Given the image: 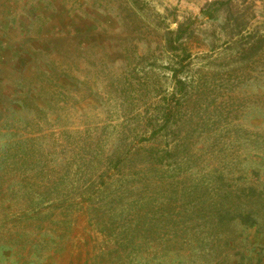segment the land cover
<instances>
[{"label":"rangeland","instance_id":"obj_1","mask_svg":"<svg viewBox=\"0 0 264 264\" xmlns=\"http://www.w3.org/2000/svg\"><path fill=\"white\" fill-rule=\"evenodd\" d=\"M210 1L65 0L83 31L60 45L73 59L58 81L0 84V264L264 260V48L242 59L202 16ZM235 3L249 8L244 35L264 34V0ZM185 20L183 94L162 40ZM153 130L161 165L106 172L110 151Z\"/></svg>","mask_w":264,"mask_h":264},{"label":"crops","instance_id":"obj_2","mask_svg":"<svg viewBox=\"0 0 264 264\" xmlns=\"http://www.w3.org/2000/svg\"><path fill=\"white\" fill-rule=\"evenodd\" d=\"M70 8L65 0H0V84L58 81L67 62L57 40L76 36L80 28Z\"/></svg>","mask_w":264,"mask_h":264},{"label":"trees","instance_id":"obj_3","mask_svg":"<svg viewBox=\"0 0 264 264\" xmlns=\"http://www.w3.org/2000/svg\"><path fill=\"white\" fill-rule=\"evenodd\" d=\"M246 10H249L246 5L243 3L237 4L235 0H212L210 2H205L201 7L202 16L205 17L209 23H218L219 25L217 26H219L225 36L232 41L236 38L234 44L240 47L246 46L243 49L242 59L253 57L260 49L264 48V34H259L256 31L254 34L249 33L244 35V29L247 23L245 19ZM191 27L190 20L178 23L177 28L167 31L162 40L164 50L172 53V56H174L176 60L173 65H179V69H172V79L176 85V89L183 94L187 92L185 88L186 79H181L180 73L183 74L185 72L184 70L188 69L187 65H189L190 57L185 51L186 48H182V45L184 41L192 38V30L194 29ZM77 30L79 32L76 36L58 38L57 45L62 46L66 40L71 41L70 39H77L78 34L83 31L81 28ZM179 50L184 53L183 56L177 55ZM66 57L69 61L73 59L70 53L68 55L66 54ZM173 67L174 66L171 65L170 68ZM17 92L19 93L21 91ZM167 106L166 112L162 116L163 123L159 125L162 127V131L167 127L168 123L176 117L173 112L172 103ZM153 118L155 121L154 123H150L151 125H155L159 122V118ZM148 121L150 122V120ZM146 135L148 137H140L139 139H137L136 136L131 141H126V143L124 142V144H120L110 151L105 157L106 172L108 174H117L116 176L124 179L133 177L135 174L139 173V171L144 172V169L142 170L143 167L140 168L139 164L149 166L152 162H157L161 165L164 157L163 151L156 148L153 142L158 140V138H156L158 132L153 130ZM148 142H150L149 145H147ZM145 171L147 172V169ZM242 213L244 212L241 210L238 214L239 220L243 225L250 227L256 224L250 212H245V214ZM213 218L218 224H225L229 221L227 211L220 212V210H216L213 214Z\"/></svg>","mask_w":264,"mask_h":264}]
</instances>
